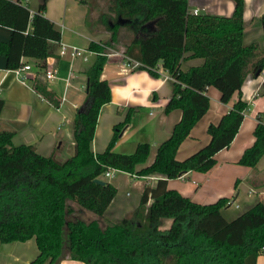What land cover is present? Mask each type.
<instances>
[{
	"label": "trees",
	"instance_id": "trees-1",
	"mask_svg": "<svg viewBox=\"0 0 264 264\" xmlns=\"http://www.w3.org/2000/svg\"><path fill=\"white\" fill-rule=\"evenodd\" d=\"M25 1L0 0V25L12 30L9 43L0 41V55L6 57L9 70H17L27 58L45 72L51 43L60 41L61 35L43 14L45 3L32 14ZM233 2L231 17L194 15L189 0L111 2L110 13H104L99 24L106 28L109 40L89 45L96 59L86 73L88 104L74 119L73 156L65 161L54 154L43 156L33 144L15 146V131H0L1 243L35 239L39 255L29 264H61L67 259L84 264H257L264 253V201L228 220L224 210L235 198L200 204L167 186L169 180L190 172L208 173L216 166L217 154L231 146L243 123L248 108L242 96L245 81L264 71V48L258 43L244 45L245 0ZM91 17L89 7V27ZM119 18L128 23L119 25ZM261 26L264 30V18ZM123 29L130 37L121 44ZM119 44L126 58L140 63L138 69L155 77L162 70L173 78V96L165 111H182L181 121L158 147L154 162L139 171L138 166L148 160L150 144L140 143L132 154L113 151L135 109L115 126L106 151L95 154L91 149L101 109L111 102L110 84L102 79L109 60L106 48L116 49ZM196 58L204 59V64L182 70L185 59ZM210 88L219 91L223 104H229L235 94L238 100L217 123L209 124V143L179 160L181 145L210 110ZM3 107L0 100V114ZM254 138L238 165L255 169L264 156L261 113ZM109 170L160 177L155 186L145 188L135 213L118 222L106 218L118 193L105 178ZM150 199L153 202L146 210ZM166 220L171 225L163 229Z\"/></svg>",
	"mask_w": 264,
	"mask_h": 264
},
{
	"label": "crops",
	"instance_id": "crops-1",
	"mask_svg": "<svg viewBox=\"0 0 264 264\" xmlns=\"http://www.w3.org/2000/svg\"><path fill=\"white\" fill-rule=\"evenodd\" d=\"M44 3L43 14L61 35L60 41L51 43V56L46 60V70L55 68L57 76L53 80H47L45 72H40L36 67V61L27 58L23 61L31 66V70L18 75L16 70L7 69V59L0 55V100L4 102L0 114V131H15V146L33 144L41 155L47 157L54 154L60 161H65L74 154L75 116L88 104L86 73L91 66L85 65L90 60L86 53L96 56L89 51V45L91 42H102L105 38L101 33L102 26L89 27L87 24L89 3L82 4L80 0L24 2L32 14L40 12ZM189 8L191 12L199 10L200 13L231 17L235 4L233 0H189ZM262 18L264 0H245V46L258 43L264 48ZM106 35L109 36V33ZM11 37L12 30L0 25V41L7 44ZM62 44L80 49L82 55L72 59L70 48L62 55ZM125 58L111 56L104 67L102 79L110 84L111 102L101 109L91 149L95 154L106 151L115 126L125 121L130 109H135L131 123L122 131L113 151L132 154L140 143L150 144L148 160L138 166L139 171L154 162L158 147L171 136L174 127L181 121L182 111H165L173 96L174 83L171 78H166L167 74L161 73L160 77H155L147 70L131 69L126 65ZM204 62L200 58L185 59L181 68L187 71L192 67L202 66ZM37 84L38 89L35 87ZM47 94L52 97L51 100ZM208 95L211 99L210 110L181 145L177 153L179 160L189 157L209 143V124L217 123L238 100V94H235L229 104L221 103L220 93L215 88H210ZM242 96L248 103L243 123L231 146L217 154L216 166L208 173L190 172L184 178L169 180L167 185L168 189L177 190L200 204L215 203L221 198H235L233 205L224 210L228 220L235 219L258 201H264V156L255 169L237 164L245 150L255 142L257 115H264V71L260 76L247 78L242 87ZM117 172L122 175L121 178L118 179L113 174L107 179L118 189L106 212V217L113 222L131 217L140 206L145 188L155 186L160 179L158 176L141 178ZM192 174L195 178L193 180ZM187 180H191V183L186 182ZM152 202L150 199L146 210ZM235 204L237 210L242 211L237 213ZM38 255L35 239L26 242H0V264H29ZM61 264L84 263L67 259ZM257 264H264V253L259 256Z\"/></svg>",
	"mask_w": 264,
	"mask_h": 264
},
{
	"label": "rangeland",
	"instance_id": "rangeland-1",
	"mask_svg": "<svg viewBox=\"0 0 264 264\" xmlns=\"http://www.w3.org/2000/svg\"><path fill=\"white\" fill-rule=\"evenodd\" d=\"M112 1L113 0H89V3H90L89 7L91 9V15H92V17H91V25H92V27L99 26L100 18L102 17V15L104 13H110V11H111L110 7L112 6V3H111ZM101 33L104 35L103 38H105V39H103L102 42L104 43V42L108 41L109 38H110V35L109 36L106 35L107 30H106V28L104 26L101 27ZM126 36L130 37L129 32L127 30H125V29L120 30V40H121L120 42H121V44L124 41H126V39H125ZM121 44L117 45L116 49L106 48V52H108V59L111 56H115L118 59L124 58V49L121 46ZM86 55L89 56V58H90L89 62L85 63L86 67L92 66L93 63L95 62L96 56L92 55V54H90L88 52L86 53ZM113 174H114V177H116L118 179L121 178V176H122L117 171H114ZM191 179L192 180L195 179L193 174L191 175ZM186 182L191 183V180H187ZM128 191L130 192V190H128ZM133 192H134V194L136 193L135 191H133ZM133 192H130V193H133ZM234 208H236V204L234 205ZM236 210H237V208H236ZM240 211H242V210L238 209L236 212L239 213ZM170 225H171V220H167L163 229H168L170 227Z\"/></svg>",
	"mask_w": 264,
	"mask_h": 264
},
{
	"label": "built area",
	"instance_id": "built-area-1",
	"mask_svg": "<svg viewBox=\"0 0 264 264\" xmlns=\"http://www.w3.org/2000/svg\"><path fill=\"white\" fill-rule=\"evenodd\" d=\"M193 14L194 15H199L200 12H199V10H194ZM69 48H70V56H71L72 59L82 55V51L80 49H78L76 47H72L71 48V47H68L65 44H62V47H61L62 55H65ZM125 60H126V65H128V67H130L131 69H138L140 67V63L139 62H135V61L133 62V61H131L128 58H125ZM30 70H31V66L27 65V64H24V65H22L20 68H18L16 70V73L18 75H20V74H24L26 72H29ZM161 73H163L162 70H161ZM56 76H57V70L55 68H48L45 71V77H46L47 80H53V79L56 78ZM168 76L166 77L167 79L171 78L173 80V78L170 75H168ZM25 79H26V77H25ZM113 172H114L113 170L107 171L106 174H105V178L109 179L113 175ZM184 177L185 176H183L181 178H184Z\"/></svg>",
	"mask_w": 264,
	"mask_h": 264
},
{
	"label": "water",
	"instance_id": "water-1",
	"mask_svg": "<svg viewBox=\"0 0 264 264\" xmlns=\"http://www.w3.org/2000/svg\"><path fill=\"white\" fill-rule=\"evenodd\" d=\"M127 23H128V20H125V19H122V18H119V20H118V24L119 25L124 26ZM257 76H259V74ZM96 182L99 183V184H105V181L104 180H96Z\"/></svg>",
	"mask_w": 264,
	"mask_h": 264
}]
</instances>
